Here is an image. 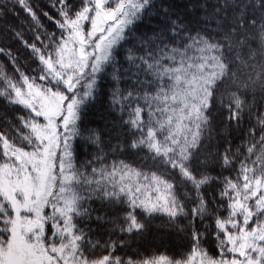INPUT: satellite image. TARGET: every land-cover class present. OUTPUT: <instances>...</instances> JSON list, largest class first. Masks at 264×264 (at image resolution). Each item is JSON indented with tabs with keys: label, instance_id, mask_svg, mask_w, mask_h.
Returning <instances> with one entry per match:
<instances>
[{
	"label": "trees",
	"instance_id": "obj_1",
	"mask_svg": "<svg viewBox=\"0 0 264 264\" xmlns=\"http://www.w3.org/2000/svg\"><path fill=\"white\" fill-rule=\"evenodd\" d=\"M200 2L24 0L30 18L8 12L17 0H0V50L24 73L0 76V252L20 226L39 264H261L264 226L253 227L264 221V10L252 0L242 13L248 0H236L224 20L225 0H206V14L187 11ZM161 5L183 15L190 39L161 35ZM65 89L96 97L76 135ZM36 90L57 111L35 112Z\"/></svg>",
	"mask_w": 264,
	"mask_h": 264
},
{
	"label": "snow or ice",
	"instance_id": "obj_2",
	"mask_svg": "<svg viewBox=\"0 0 264 264\" xmlns=\"http://www.w3.org/2000/svg\"><path fill=\"white\" fill-rule=\"evenodd\" d=\"M4 4L5 5H9L12 4V0H4ZM157 4V0H149V3L147 4L148 8H152L153 5ZM252 4V0H248V3L244 5V7L241 10L242 13H245L248 6ZM19 7L21 9H25V5H24V0H17L16 4H12L11 7L8 8V12L11 13L13 16H18L19 12L15 11V8ZM49 7H51V5H49ZM223 10H224V20L228 19V9L230 7L232 8H240V5H238L236 3V0H225V3L223 4ZM197 8H199L201 13H207L208 12V4L206 2V0H204V2H200L199 4H190L187 8V11L190 13H194L197 11ZM255 8L257 10H264V0H256L255 2ZM160 13H162L161 15V20L164 21L167 26H168V30H161V35L163 37H174L176 38V43H181L182 41H186L188 39H190V35L189 36H182L181 33H183L185 30H187V25H181V21L183 20V15L180 16H176L175 18H173V13L174 10H170L169 7L167 5H161L160 8ZM221 11V6H216L213 8V12L216 15H219ZM3 9L0 8V15H3ZM25 14L26 15H30V18H36V11L33 8H27L25 9ZM157 13L155 11V9H153L149 15L155 16ZM44 15H47V13H44ZM200 19L202 20H209L210 18L207 15H201ZM224 20H217L216 24L218 25L217 29H214V31L216 30H221L223 27V23ZM240 27H243V17L241 18V22H240ZM15 35V34H14ZM156 35L154 34L151 37L152 41L156 40ZM25 47H27V42H24ZM148 44V40H144L141 41L140 46L141 47H146ZM10 52L8 54H5V52L3 50H0V61L3 62L4 64V71H0V76H4L5 73L7 71H11L16 77L22 76L24 75V73H21L18 71V66L16 65L15 61L13 59L10 58ZM147 75V73H146ZM3 81H0V83H2ZM11 83V82H9ZM97 85H99V79H97L96 81ZM114 83H118V81H114ZM150 81H142L141 82V86H144L145 84H150ZM66 92V100L65 103L66 104H70L71 105V117H70V123L72 125V132L73 135H76L78 130L75 127L79 121L82 119V117L79 115L80 110H82L83 108H85L87 106V104L89 102H94L95 101V93L90 92L88 96L83 97L82 99H75L73 93L75 91H77L76 89H73L71 91H69L68 89L64 90ZM12 95V91L11 88L9 89V96L11 97ZM111 95V94H110ZM128 100L131 101L132 97L129 96ZM137 102H139V97H136ZM14 104V101H12L11 99L9 100V105ZM110 105L113 106V108L118 107L119 105H117L116 100H110ZM126 107V106H125ZM124 113V108L121 107V111H120V115L123 116ZM143 115V113H141ZM17 119H19V117H17ZM13 124V121L11 119L5 120L4 121V125L6 127H10ZM21 127H23V125H21ZM0 135H2V133H0ZM4 213L0 212V216H3ZM127 219V217H126ZM3 224V221H0V225ZM135 231H141L142 230V225L137 224L135 229ZM131 229L129 234H131ZM8 235L6 226L0 228V236H3L4 239H0V244H6V237ZM53 239H55V237H53ZM123 246V245H121ZM120 259V258H118ZM128 264H132V260L131 258H129L128 260ZM261 264H264V260H262Z\"/></svg>",
	"mask_w": 264,
	"mask_h": 264
},
{
	"label": "rangeland",
	"instance_id": "obj_3",
	"mask_svg": "<svg viewBox=\"0 0 264 264\" xmlns=\"http://www.w3.org/2000/svg\"><path fill=\"white\" fill-rule=\"evenodd\" d=\"M74 26L78 28L75 24ZM77 47L78 45L75 46V48ZM79 47L81 49L86 48V46H84L83 44H79ZM68 49H71V47H69ZM36 91L38 92V94L33 95V97H35V101L33 100L34 103L32 104V107L35 109V112L42 114L45 117H48L50 113H54L55 111H57V100L54 97L51 98V97H48V95L44 94V92L42 91H39V90H36ZM41 95H43L44 97H42ZM50 133L51 135H56L57 133L56 128L51 127ZM256 184L257 182H255L254 184L255 188H256ZM243 198H238V200L240 204L242 205V207H246L247 204L244 202ZM63 201L66 202V199H63ZM143 203L144 205H147L151 208L152 206H154V202L152 201L146 200V201H143ZM164 204H165V201L161 202V205H164ZM239 207L240 205L235 206L236 209H240ZM248 220L249 218L248 216H246L240 219L239 222H236L238 227L240 228L238 232L241 233V235H247V231L242 230V228H243V225L247 223ZM16 222H15V225H16ZM262 226H264L263 220L256 221L254 224L253 230L254 228L259 229ZM19 228L20 226H17L15 231L14 230L12 231V236H11L10 241L8 242L7 246L3 249V251L0 252L1 264H39L37 260L32 257V256H36V254L34 255L33 253L32 246L27 243H21L20 234L19 232H16L19 230ZM27 256L29 257V259ZM46 256H49V255H46ZM25 259H27L28 261H26ZM149 264H169V263L166 262L165 260L159 259L158 261L156 260ZM204 264H225V262L222 260H214V261L205 260Z\"/></svg>",
	"mask_w": 264,
	"mask_h": 264
}]
</instances>
